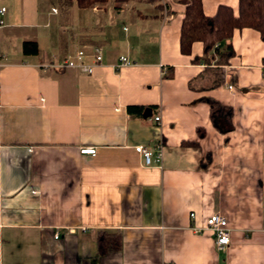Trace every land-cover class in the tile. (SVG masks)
I'll return each mask as SVG.
<instances>
[{
    "label": "crops",
    "instance_id": "crops-1",
    "mask_svg": "<svg viewBox=\"0 0 264 264\" xmlns=\"http://www.w3.org/2000/svg\"><path fill=\"white\" fill-rule=\"evenodd\" d=\"M202 5L207 17L219 6L238 12V0ZM0 7V264H264L256 31L233 32L234 57L222 66L216 55L193 63L203 56L199 42L180 52L185 7L176 0ZM25 42L38 53L24 55ZM89 47L103 52L91 75L43 68ZM121 56L133 65L116 69ZM210 103L232 109L230 133L213 127ZM131 106L150 117L130 115ZM158 144L161 163L145 166L134 148ZM88 148L95 155L81 153ZM217 213L230 230L224 251L212 233L195 231ZM99 232H117L120 250L100 254Z\"/></svg>",
    "mask_w": 264,
    "mask_h": 264
},
{
    "label": "trees",
    "instance_id": "trees-1",
    "mask_svg": "<svg viewBox=\"0 0 264 264\" xmlns=\"http://www.w3.org/2000/svg\"><path fill=\"white\" fill-rule=\"evenodd\" d=\"M71 1V0H70ZM81 8H90L95 4H103L108 0H74ZM129 2L131 0H116ZM160 3L164 0H149ZM185 7L184 17L180 27L179 48L180 52L189 55L191 46L199 42L203 46L201 59H194L193 63L209 62V58L218 57L217 63L224 66L234 57V51L228 42L235 30L252 29L256 31L264 42V0H238V12L227 6H219L212 17H207L203 12L202 0H176ZM24 55H36V43L25 42L22 46ZM145 107L131 106L127 111L132 116L141 117ZM210 120L220 133L226 135L233 130L232 109L210 103ZM199 136L202 134L199 132ZM97 247L100 254L108 249L120 250L121 237L116 233L99 232Z\"/></svg>",
    "mask_w": 264,
    "mask_h": 264
},
{
    "label": "built area",
    "instance_id": "built-area-1",
    "mask_svg": "<svg viewBox=\"0 0 264 264\" xmlns=\"http://www.w3.org/2000/svg\"><path fill=\"white\" fill-rule=\"evenodd\" d=\"M6 14V8L0 7V27L4 26V16ZM90 59L91 62L87 63L86 60ZM5 60V57L0 54V67L1 62ZM103 64V52L100 47H89L88 49L79 50L74 56L66 58L61 63H50L44 65V69H58V70H78L83 74L91 75L93 70ZM131 62L127 57L121 56L119 63L115 66L116 69H122L128 66H132ZM228 90H232V86L227 87ZM160 117L157 115L154 117V122L158 123ZM135 152L139 154L145 163V166L151 167L153 165H159L162 160V150L160 144L155 146L153 149L144 146H138L134 148ZM81 153L88 155H95V148H88L81 150ZM193 217V215H191ZM196 232H210L214 237L215 248L218 251H224L230 244V230L227 226V218L221 214H213L210 216L203 228L195 229ZM68 234H72L73 231L68 229ZM59 234L56 233L54 238L58 239Z\"/></svg>",
    "mask_w": 264,
    "mask_h": 264
},
{
    "label": "water",
    "instance_id": "water-1",
    "mask_svg": "<svg viewBox=\"0 0 264 264\" xmlns=\"http://www.w3.org/2000/svg\"><path fill=\"white\" fill-rule=\"evenodd\" d=\"M143 117H144V118H148V117H150V110H149V109H147V110L144 111V113H143Z\"/></svg>",
    "mask_w": 264,
    "mask_h": 264
}]
</instances>
